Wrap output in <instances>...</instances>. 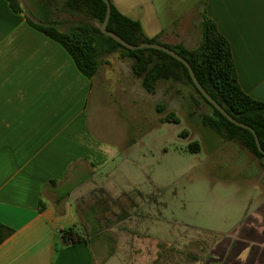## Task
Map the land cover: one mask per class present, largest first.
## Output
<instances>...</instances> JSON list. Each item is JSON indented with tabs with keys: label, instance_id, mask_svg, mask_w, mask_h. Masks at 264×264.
<instances>
[{
	"label": "crops",
	"instance_id": "obj_1",
	"mask_svg": "<svg viewBox=\"0 0 264 264\" xmlns=\"http://www.w3.org/2000/svg\"><path fill=\"white\" fill-rule=\"evenodd\" d=\"M20 1L23 11L15 12L0 0V222L15 230L0 244V264H98L97 255L149 264L150 253L132 243L147 235L111 230L128 215L113 219L110 192L94 183L131 146L129 138L108 139L91 125L92 99L101 103L112 75L99 69L86 77L59 42L29 23L55 21L67 28L68 16L55 5ZM205 13L231 44L243 90L264 101V0H207ZM141 24L150 38L165 35ZM197 34L191 29L186 39ZM182 35L171 32L168 43L184 44ZM246 160L261 180L250 152ZM257 189L262 200L251 214L193 264H264V186ZM83 200L88 204L79 209ZM101 224H111L108 238L131 242L129 247H104ZM76 226L86 228L89 244H67L64 231Z\"/></svg>",
	"mask_w": 264,
	"mask_h": 264
},
{
	"label": "rangeland",
	"instance_id": "obj_2",
	"mask_svg": "<svg viewBox=\"0 0 264 264\" xmlns=\"http://www.w3.org/2000/svg\"><path fill=\"white\" fill-rule=\"evenodd\" d=\"M113 1L150 31L164 29L165 35L157 37L159 44L172 46L171 32H181L186 39L191 29L198 31L197 37L186 39L184 45L195 48L202 40L200 19L207 0ZM132 62L113 53L100 68L112 79L100 94L101 103L92 99L91 125L108 139L129 138L131 146L110 165V171L98 172L94 183L116 198L108 200L113 219L116 213L128 215L111 230L121 236L125 232L147 235L132 243L133 248L141 245L150 253L149 264H193L192 254L206 255L260 203L257 187L263 185L264 169L259 166L263 176L259 180L257 171L247 167L248 151L239 142L223 139L202 124V115L210 113L211 107L190 84L162 81L155 93H149L133 74ZM172 112L179 123L164 122ZM195 142L200 150H190ZM87 204L83 200L77 206ZM75 229L86 235V228ZM107 229L99 240L104 247H129L131 242L108 238ZM92 247L97 249V241ZM125 261L120 255L106 261L97 255L98 264Z\"/></svg>",
	"mask_w": 264,
	"mask_h": 264
},
{
	"label": "trees",
	"instance_id": "obj_3",
	"mask_svg": "<svg viewBox=\"0 0 264 264\" xmlns=\"http://www.w3.org/2000/svg\"><path fill=\"white\" fill-rule=\"evenodd\" d=\"M7 1L15 12L23 11L20 0ZM110 1L112 11L108 23L109 31L118 34L132 44L160 43L157 37L150 38L146 35L139 20L123 13L112 0ZM40 3L42 7L44 4L55 5L57 11L68 16L69 26L63 28L59 22L55 21L34 23L29 20V23L59 42L69 52L78 69L86 77L92 79L107 57L113 53H119L121 57L133 60V74L141 79L143 87L149 93H155L158 83L162 81L190 84L199 97L211 107L210 113L202 115V124L223 139L239 142L264 169V153L259 150L254 134L232 123L211 104L194 84L188 68L181 61L166 52L153 48L128 49L112 37L102 33L96 23H103L106 17L107 5L103 0H40ZM201 26L202 40L197 47L189 48L184 44L165 46L175 50L189 61L201 85L227 112L254 128L264 150V101L251 97L241 87L231 44L220 32L215 21L205 12ZM160 107L164 109L163 104ZM164 122L179 123L180 119L172 112ZM190 150H200L199 142L193 143ZM40 203V209H42L44 204ZM104 227L109 228L111 224H101L98 231L103 232ZM14 232L12 227L0 222V244ZM64 236L69 245L90 243L87 237L73 227L67 228ZM192 256L193 261L202 257L197 254H192Z\"/></svg>",
	"mask_w": 264,
	"mask_h": 264
},
{
	"label": "water",
	"instance_id": "obj_4",
	"mask_svg": "<svg viewBox=\"0 0 264 264\" xmlns=\"http://www.w3.org/2000/svg\"><path fill=\"white\" fill-rule=\"evenodd\" d=\"M103 1L107 5L106 17H105V20L103 21V23H98V22L96 23V25L100 28L102 33L112 37L115 41H117L118 43H120L121 45L125 46L128 49L135 50V49H143V48H153V49H157V50H161L163 52H166L167 54H169V55L173 56L174 58H176L177 60L181 61L188 68L194 84L197 86V88L200 90V92L204 95V97L211 104H213L224 116H226L232 123H234V124H236L242 128L250 130L255 136L256 143H257L259 150L264 153V150L261 146L259 137H258L256 131L254 130V128L251 127L250 125L243 123V122L237 120L236 118H234L229 112H227V110L221 104H219L210 95V93L199 82V80L196 77L195 72H194L191 64L189 63V61H187L183 56H181L175 50L168 48L165 45L156 43V42H142L140 44H132V43L126 41L124 38H122L118 34L112 32V31H109L108 30V23H109V20L111 17L112 6H111L110 0H103ZM263 166H264V160H263Z\"/></svg>",
	"mask_w": 264,
	"mask_h": 264
}]
</instances>
